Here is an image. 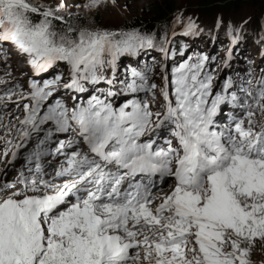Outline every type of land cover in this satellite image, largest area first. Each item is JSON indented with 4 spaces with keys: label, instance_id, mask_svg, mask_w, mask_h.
<instances>
[{
    "label": "rangeland",
    "instance_id": "1",
    "mask_svg": "<svg viewBox=\"0 0 264 264\" xmlns=\"http://www.w3.org/2000/svg\"><path fill=\"white\" fill-rule=\"evenodd\" d=\"M226 1L230 0L208 3L223 5ZM163 2L173 4L174 9L168 12L165 18L159 19L163 20L162 23L166 22L158 34L146 32L141 26H134L131 22L140 17H147L148 13ZM199 2L200 0H0V43L7 51V58H12L13 62L7 74L0 77V110L4 112L3 120H8L15 126L24 122L27 113L35 104L33 97L25 96L18 102L14 99L19 97L18 92L13 91L15 83H20L16 86L17 89L26 90L27 81L30 80L33 85L29 90L32 91L44 79H73L71 75L84 77L108 69L119 70V74L132 66L142 70L148 77L151 76L149 79L153 80L156 88L151 92L145 90L140 97L148 105V112H158L165 120L169 111H173L176 105L173 89L161 79L167 76L169 64L183 63V72H187L185 83H190L196 75L199 78L210 76V96L222 94L214 108L207 106L205 109L203 124L207 129L206 138L215 144L211 153L223 159L237 158L235 165L232 160H225L220 164L222 171L212 173L208 185H204L203 189L180 191L176 194L181 202L173 200L174 204L182 214L190 215L192 219L182 215L173 216L168 219V224H174L176 228H188L192 235L187 243L178 241L179 234L160 235L163 227L155 223L149 224L148 227L127 225V228L118 230L126 236L130 231H138L135 232V237L142 238L143 241L152 240L155 250L174 251L178 255L177 258L173 253H169L167 257L174 259L177 264H212L223 261L226 264H264V167H261V171L257 165H248V162L261 163L257 162L256 158L264 159V0H241L238 8H206ZM29 10L40 20L30 19L27 14ZM66 16L72 21H77L75 24L83 29L71 33L63 31V27L58 23H50L53 19L61 20ZM34 37L40 38L47 46L40 53V57H37L34 46L28 43L34 41ZM195 64H198V74L194 70ZM127 72L126 70V74ZM169 72L171 73V70ZM227 82H232L231 87H239L242 92L234 98L228 97ZM96 88L98 101H102V104L109 99L116 100L117 106L129 96H133H118L119 93L121 95V90L118 94H108V91L120 89L119 85L116 82L106 85L100 80L96 85L82 82L80 99L83 96L87 99ZM64 90L58 89L57 94H51L43 104L47 106L49 100L69 92ZM104 98L105 100H102ZM81 104L82 108L89 110V104L85 100L82 99ZM68 105H75L72 98L68 99ZM97 106L98 104L92 106L91 117L93 122L101 123L104 118L92 116L97 111ZM123 107L125 105H122ZM60 109L61 107L57 106V111ZM128 112L132 113L133 110ZM166 112L168 113L165 114ZM68 113L69 109L65 108V112L60 116L70 115ZM247 115H251L253 124L251 120L242 119H246ZM212 118H219L218 123L223 127H216V121L211 120ZM54 119L57 123L63 122L65 126L69 124L68 119L58 116H54ZM150 119L148 126L135 132L136 136L147 131V135L152 136L149 129L158 123V119L153 114ZM243 121L248 124L250 137L241 140L240 135L246 137L248 132L246 124H241ZM186 122L188 123V120ZM117 123L116 119L117 133L123 141L124 133H128L130 129L123 126V123ZM174 127L175 125L166 119L162 135L167 133L168 137H171L167 131ZM192 130L204 132L199 119L193 124ZM187 134L189 137L190 132ZM66 135L58 134V137L64 138ZM226 135L229 137L227 143L224 142ZM127 141L125 138L124 143L128 144ZM243 170L248 171L243 174L242 184L237 185L235 182H239ZM214 174H220L218 181L217 175L213 176ZM2 176L1 173L0 178ZM232 177L234 183L223 186L224 190H221V179L228 180ZM18 179L5 177L0 180V205L5 202V194H8L9 190V184L5 186V182L10 183ZM12 183H15V186L10 188V193L18 194L11 196L15 197L11 205L19 204L21 213L16 215L14 211L13 215L8 216L7 213L1 212L0 264H23L24 261L26 264H48L55 254H60L69 264H96V258L106 243V237L96 230L100 222H96L95 217L94 225H90L88 219L87 232L82 234L81 228L74 229L73 226L70 229L71 235L66 234L68 229L56 227L54 230L53 226L47 227L45 222L38 218L46 237L44 232L36 233L35 230L32 236L25 209L29 206L36 207L33 202L38 195L30 194L31 198L24 199L21 203L24 206L22 208L19 201L21 194L24 196L31 193V190L22 188V184ZM239 190L243 191L240 193ZM258 191L259 195L255 196ZM168 196L171 195H166ZM63 207L61 206V209ZM78 210L82 212L80 208ZM72 212L77 213L74 209L67 213ZM169 212L174 210L169 208ZM74 215H70V219L69 216L66 218V215L62 223L71 220ZM83 215L81 214L80 218H83ZM40 216L47 218L44 212H41ZM19 221L25 223L27 229H22ZM198 224L204 227V230L201 229L203 235L196 228ZM152 225L154 227L150 228ZM100 230L103 232L105 229ZM126 236V241L138 242ZM45 242L48 248L43 249L41 253L34 250L38 245L44 246ZM118 242L120 240L116 241ZM32 244L34 255L30 253ZM236 246L237 249H234ZM147 248L149 247L145 242L139 243L137 248L130 250L129 259L124 263L150 264L141 258ZM134 257L136 258L133 261ZM144 257L149 259L150 254L146 253ZM155 264L167 263L158 261Z\"/></svg>",
    "mask_w": 264,
    "mask_h": 264
},
{
    "label": "bare ground",
    "instance_id": "2",
    "mask_svg": "<svg viewBox=\"0 0 264 264\" xmlns=\"http://www.w3.org/2000/svg\"><path fill=\"white\" fill-rule=\"evenodd\" d=\"M10 49V48H9ZM7 52V51H6ZM20 58V57H19ZM12 59V58H11ZM18 59V58H17ZM23 62V61H22ZM19 63V62H18ZM21 64V63H20ZM43 75V74H42ZM41 75V76H42ZM226 93V92H225ZM222 94V93H221ZM237 159H233V161H236ZM246 161V160H245ZM248 165H250V166H255V165H257L258 167H259V169L261 170V167L263 166L264 167V163H259V164H255V163H252V162H248ZM249 169H250V167H249ZM244 171V170H243ZM262 171V170H261ZM242 173V172H241ZM218 174V173H217ZM217 174H214L213 176H215V175H217ZM240 174V173H239ZM2 177L0 178V180H2L3 178H5V177H17L18 178V176H17V173H16V171H14V170H11V171H6V172H2ZM220 175V174H219ZM219 175H217V181H218V178H219ZM241 175V174H240ZM233 176V175H232ZM27 176L25 175L24 176V178H26ZM231 177V176H230ZM236 177V176H235ZM241 177V176H240ZM10 179V178H9ZM9 179H7V180H9ZM262 179V178H261ZM258 180V179H257ZM260 180V179H259ZM216 181V180H215ZM12 182H15V181H12ZM12 182H10V183H7V182H5V186L6 185H8L9 184V190L7 191L8 192V194L6 193L5 195H7L6 197H5V200H8V198L9 197H11V196H15L16 194H18V193H10V188H12L13 186H15L14 184L15 183H12ZM227 182H228V184H227ZM262 182V181H261ZM215 183V182H214ZM220 183H222V184H220L221 185V187H220V189L221 190H224V188H223V186H226V185H229V184H231V183H234V181H233V177L232 178H228V180H222L221 179V181H220ZM17 185V184H16ZM217 185V184H216ZM4 186V187H5ZM8 187V186H7ZM28 187H30L31 189H29V190H33L34 191V193L35 194H38V195H41L42 194V192H44V189L43 188H41V185H39L37 182L36 183H33V184H31V185H27V186H25V188H28ZM237 188V187H236ZM8 189V188H7ZM17 190V189H16ZM241 190V189H240ZM240 190H239V192H240ZM243 191V190H242ZM241 191V192H242ZM245 191V190H244ZM6 192V191H5ZM164 193V195L166 196V195H168V194H170V195H172V189L171 188H169V189H162L159 193H157V194H155V195H158L159 196V194L160 193ZM240 192V193H241ZM218 193H219V190H218ZM217 193V194H218ZM262 193V192H261ZM20 194V193H19ZM220 194V193H219ZM254 194V193H253ZM154 195V196H155ZM224 195V194H223ZM259 195V191H258V193L255 195V196H258ZM219 196V195H218ZM249 196H251V195H249ZM217 197V196H216ZM214 198H215V196H214ZM213 198V199H214ZM226 198V197H225ZM20 200H21V197H20ZM19 200V201H20ZM68 201H70V202H72L73 201V199L72 198H68V199H65V200H63V202H68ZM230 202V201H229ZM46 203V202H45ZM45 203L43 204V206H42V209L45 207ZM178 203V202H177ZM30 205H32V204H30ZM230 205V204H229ZM11 206H17L18 207V213H21V211H20V205L19 204H17V203H15V204H12ZM61 206H63V204H61L58 208L59 209H61ZM148 206H150V204L148 205ZM35 208V210H33L31 207H30V209H31V211H35L36 213H41V212H44L45 214H47V218H45L46 220H48V221H52L54 218L52 217V215H58V210L55 208V207H53L52 206V211L51 212H47L46 213V211L45 210H38L36 207H34ZM76 210H77V213H67L68 211H66V212H64V215H63V217H62V219H61V224L60 225H58L57 226V228H59V227H64V228H66V229H68L69 230V232H67L66 234H69V235H71V230L70 229H72V227L74 226V229H77V228H81V232H82V234L84 233V232H87L89 229H88V225H87V221H88V219L90 220V221H93V218H92V216H91V213L90 212H87L88 211V209H83L82 210V212H80L79 210H78V206H76V208H75ZM67 213V214H66ZM96 214H98L97 212H95ZM73 214H75L74 216H73V218L71 219V220H68V221H64L63 223H62V220L64 219V217L67 215V217L66 218H68V216H69V219H70V215H73ZM81 214H84L83 215V218H80V216H81ZM17 215V214H16ZM49 215V216H48ZM51 215V216H50ZM59 216V215H58ZM58 218V217H57ZM147 220V219H146ZM59 222V223H60ZM68 222H70L69 224H67ZM89 222V221H88ZM15 223V222H14ZM58 223V224H59ZM84 223H85V225H84ZM19 226L20 227H23L22 229H27V226H26V224L25 223H23V222H21V221H19ZM122 230V229H121ZM16 232V231H15ZM17 233V232H16ZM62 233V232H61ZM75 234H76V232H75ZM74 234V235H75ZM128 235L126 236V234L125 235H123V233L121 232V231H119L118 229H116V230H113V232L111 231V233L109 232V235H110V237L108 238V240H106V243L101 247V249H100V251H99V254H98V256H97V258H96V264H100L99 263V260H100V257L103 255V254H107L108 253V250L106 249V247L108 246L109 248H111V249H118V248H123V250L125 251V250H128L129 252H130V250H131V247H132V241L131 240H128V241H126L127 239L126 238H124L125 236L126 237H129V238H134L133 239V241L134 240H138V238H136L135 237V233H132L131 231L130 232H128L127 233ZM73 235V234H72ZM14 236H15V234H14ZM13 237V236H12ZM11 239V238H10ZM122 239V240H121ZM120 240V242H118V243H116V241H119ZM13 244V243H12ZM56 253H58V250L56 251ZM62 254H64V253H62ZM70 260H73L72 258H69ZM57 260V261H56ZM36 261V260H35ZM34 261V262H35ZM57 262L56 264H69L67 261H65V260H63L62 258H61V255L60 254H55L54 256H52V258L49 260V263L48 264H54V262ZM23 264H26L25 263V261L23 262ZM33 264V263H32Z\"/></svg>",
    "mask_w": 264,
    "mask_h": 264
},
{
    "label": "trees",
    "instance_id": "3",
    "mask_svg": "<svg viewBox=\"0 0 264 264\" xmlns=\"http://www.w3.org/2000/svg\"><path fill=\"white\" fill-rule=\"evenodd\" d=\"M212 1L216 2L219 0H200L199 4L203 5L206 8H213V7L216 8L217 6H223V7L230 6V7L238 8V5L242 3L241 0H230L228 2L226 1V3H224L223 5H221V4L220 5L209 4ZM172 5L173 4L169 5L166 2H163L162 4L160 3V5L157 6L152 12L148 13L147 17H140L139 19H134V21H131V22L134 23V26H141L146 32H155L158 34L159 32H161L162 25L166 22V21H164V23H162L163 20L159 21V19L161 20V18H165L168 15L167 13L174 9V7ZM32 6H34V4H32ZM256 7L259 9H262L258 6H256ZM27 14H28V17H30V19L35 18V19L40 20V18L34 17L35 13L34 12L32 13L30 10H29V12H27ZM46 17H48V16H46ZM53 20L54 21L50 22V23H54V24L58 23L60 26L63 27V31H66V32L75 33V32H79L83 29L81 26H77L75 24V22H77V21H72L70 19V17H67V16L61 20H56V19H53ZM157 37H158V35H157ZM28 43L29 44L31 43L34 46V49L39 53L44 51L47 47L45 42H43L40 38H37V37H34V41H32V42L28 41ZM180 66L181 65H177V63L174 62L171 65L169 64V70H171V73L177 72L179 70ZM95 75L96 74H91L89 79L95 78ZM234 249H237V246ZM220 264H226V263L223 261Z\"/></svg>",
    "mask_w": 264,
    "mask_h": 264
}]
</instances>
